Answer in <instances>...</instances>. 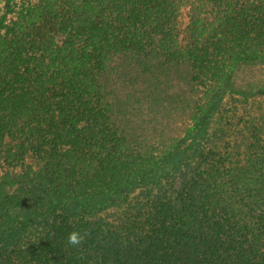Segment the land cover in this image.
Segmentation results:
<instances>
[{
    "label": "trees",
    "instance_id": "16d2710c",
    "mask_svg": "<svg viewBox=\"0 0 264 264\" xmlns=\"http://www.w3.org/2000/svg\"><path fill=\"white\" fill-rule=\"evenodd\" d=\"M0 264H264V0H0Z\"/></svg>",
    "mask_w": 264,
    "mask_h": 264
},
{
    "label": "rangeland",
    "instance_id": "374dc122",
    "mask_svg": "<svg viewBox=\"0 0 264 264\" xmlns=\"http://www.w3.org/2000/svg\"><path fill=\"white\" fill-rule=\"evenodd\" d=\"M181 20H180V47H185L190 42V35L188 32L189 26L191 25V11L189 9V6L186 5L183 8H181ZM33 164L35 165L34 159L31 157V155L28 156L26 159L24 165ZM5 168L12 169L11 166L5 165ZM22 170L21 166H16L13 170L14 172H20ZM11 171V170H9Z\"/></svg>",
    "mask_w": 264,
    "mask_h": 264
}]
</instances>
